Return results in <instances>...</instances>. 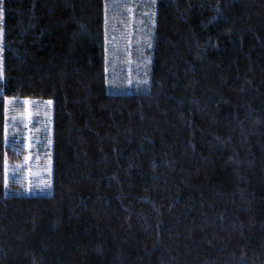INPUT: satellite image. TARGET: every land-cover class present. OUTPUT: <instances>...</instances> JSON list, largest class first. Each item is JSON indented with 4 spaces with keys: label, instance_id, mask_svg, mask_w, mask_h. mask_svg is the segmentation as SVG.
<instances>
[{
    "label": "trees",
    "instance_id": "1",
    "mask_svg": "<svg viewBox=\"0 0 264 264\" xmlns=\"http://www.w3.org/2000/svg\"><path fill=\"white\" fill-rule=\"evenodd\" d=\"M0 7V264H264V0ZM7 98L51 105L46 195Z\"/></svg>",
    "mask_w": 264,
    "mask_h": 264
},
{
    "label": "rangeland",
    "instance_id": "2",
    "mask_svg": "<svg viewBox=\"0 0 264 264\" xmlns=\"http://www.w3.org/2000/svg\"><path fill=\"white\" fill-rule=\"evenodd\" d=\"M1 13L0 7V26ZM1 39L0 28V44ZM44 102L40 99L11 98L5 101L7 142L22 150L21 161L6 163L5 178L7 182H18L21 190L26 182L28 194L46 195L51 189V131L48 126L52 109L50 104Z\"/></svg>",
    "mask_w": 264,
    "mask_h": 264
}]
</instances>
